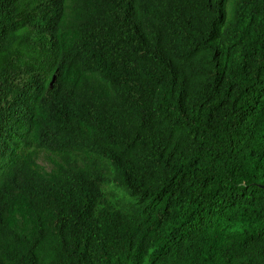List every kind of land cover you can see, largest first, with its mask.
Segmentation results:
<instances>
[{
	"label": "trees",
	"instance_id": "16d2710c",
	"mask_svg": "<svg viewBox=\"0 0 264 264\" xmlns=\"http://www.w3.org/2000/svg\"><path fill=\"white\" fill-rule=\"evenodd\" d=\"M0 264H264V0H0Z\"/></svg>",
	"mask_w": 264,
	"mask_h": 264
},
{
	"label": "rangeland",
	"instance_id": "374dc122",
	"mask_svg": "<svg viewBox=\"0 0 264 264\" xmlns=\"http://www.w3.org/2000/svg\"><path fill=\"white\" fill-rule=\"evenodd\" d=\"M39 163L45 168V169H50V165H48L44 160H39Z\"/></svg>",
	"mask_w": 264,
	"mask_h": 264
},
{
	"label": "water",
	"instance_id": "95a60500",
	"mask_svg": "<svg viewBox=\"0 0 264 264\" xmlns=\"http://www.w3.org/2000/svg\"><path fill=\"white\" fill-rule=\"evenodd\" d=\"M54 80H55V79H53V82H52V84L54 83Z\"/></svg>",
	"mask_w": 264,
	"mask_h": 264
}]
</instances>
